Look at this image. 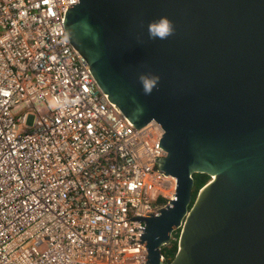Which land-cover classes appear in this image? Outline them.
<instances>
[{
    "label": "water",
    "instance_id": "1",
    "mask_svg": "<svg viewBox=\"0 0 264 264\" xmlns=\"http://www.w3.org/2000/svg\"><path fill=\"white\" fill-rule=\"evenodd\" d=\"M161 16L174 33L149 39ZM64 23L109 100L138 129L164 128L157 161L175 198L131 218L147 264H264V0H80ZM141 73L159 76L150 95ZM196 173L211 179L193 201Z\"/></svg>",
    "mask_w": 264,
    "mask_h": 264
},
{
    "label": "built area",
    "instance_id": "2",
    "mask_svg": "<svg viewBox=\"0 0 264 264\" xmlns=\"http://www.w3.org/2000/svg\"><path fill=\"white\" fill-rule=\"evenodd\" d=\"M78 1L0 0V264H147L131 218L175 198L163 127L138 129L68 38Z\"/></svg>",
    "mask_w": 264,
    "mask_h": 264
},
{
    "label": "clouds",
    "instance_id": "3",
    "mask_svg": "<svg viewBox=\"0 0 264 264\" xmlns=\"http://www.w3.org/2000/svg\"><path fill=\"white\" fill-rule=\"evenodd\" d=\"M79 2H80V0L76 4H78ZM174 31H175L174 23L167 16H161L158 19L149 21L148 25H147V32H148L149 39L166 40L167 38H169L174 33ZM138 79L141 83L142 90L146 95H150L152 93L153 89L155 87H157L158 82H159V76L155 75V74L141 73L139 75ZM74 102H75L74 100L65 98L63 101H57V102L52 103V106L63 110V108L71 105ZM184 223H185V220L183 219L182 220V226L174 228V230L171 234L172 235L171 242L163 245L162 251H163V248L167 245H170L172 243V241L173 242L177 241V244L179 247L180 234L182 232V228H183ZM147 250H148V248H147ZM148 254H149V252H148ZM162 256H164V258H165L163 260L165 263L169 262L166 255L163 252H162Z\"/></svg>",
    "mask_w": 264,
    "mask_h": 264
},
{
    "label": "trees",
    "instance_id": "4",
    "mask_svg": "<svg viewBox=\"0 0 264 264\" xmlns=\"http://www.w3.org/2000/svg\"><path fill=\"white\" fill-rule=\"evenodd\" d=\"M194 178H195V184L193 189V201L196 199L200 189L210 181L211 176L206 173H196L194 174ZM177 251H178L177 241H174L171 243L170 246L168 247L166 246L165 248H163V253L166 255L169 262L172 261Z\"/></svg>",
    "mask_w": 264,
    "mask_h": 264
},
{
    "label": "flooded vegetation",
    "instance_id": "5",
    "mask_svg": "<svg viewBox=\"0 0 264 264\" xmlns=\"http://www.w3.org/2000/svg\"><path fill=\"white\" fill-rule=\"evenodd\" d=\"M172 242H173V241H172ZM170 245H171V244H170ZM170 245H167V246H170ZM165 247H166V246H165ZM165 247H164V248H165Z\"/></svg>",
    "mask_w": 264,
    "mask_h": 264
},
{
    "label": "bare ground",
    "instance_id": "6",
    "mask_svg": "<svg viewBox=\"0 0 264 264\" xmlns=\"http://www.w3.org/2000/svg\"><path fill=\"white\" fill-rule=\"evenodd\" d=\"M168 247V246H167Z\"/></svg>",
    "mask_w": 264,
    "mask_h": 264
}]
</instances>
